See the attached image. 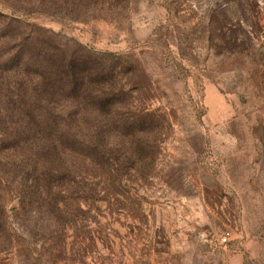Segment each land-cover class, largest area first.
I'll list each match as a JSON object with an SVG mask.
<instances>
[{
    "label": "rangeland",
    "instance_id": "obj_1",
    "mask_svg": "<svg viewBox=\"0 0 264 264\" xmlns=\"http://www.w3.org/2000/svg\"><path fill=\"white\" fill-rule=\"evenodd\" d=\"M9 19L128 54L116 90L134 103L120 108L155 128L132 143L109 123L118 184L95 187L94 170L0 188V264H264V0H0ZM13 143L3 164L23 182L48 140ZM153 151L148 172L131 168Z\"/></svg>",
    "mask_w": 264,
    "mask_h": 264
},
{
    "label": "trees",
    "instance_id": "obj_2",
    "mask_svg": "<svg viewBox=\"0 0 264 264\" xmlns=\"http://www.w3.org/2000/svg\"><path fill=\"white\" fill-rule=\"evenodd\" d=\"M4 22H0V99L4 101L0 132L4 128L12 132L0 139V188L29 183L52 187L59 181L79 185L84 181L77 179H86L84 174L91 176L94 170L102 172L92 175L99 178L92 180L95 187L118 184L117 176L110 175L115 166L101 154H108L109 123L132 143L135 137L149 138L155 128L151 112L132 111L134 97L116 90L114 71L123 68L128 54L86 50L73 40L60 44L37 25ZM129 99L131 108L122 110ZM39 132L46 136L48 147L39 143L34 159L26 160L32 161L26 180L12 179L2 152L13 149L14 141ZM155 155L154 151L147 155L145 163L130 160L131 168L143 175L152 168Z\"/></svg>",
    "mask_w": 264,
    "mask_h": 264
},
{
    "label": "built area",
    "instance_id": "obj_3",
    "mask_svg": "<svg viewBox=\"0 0 264 264\" xmlns=\"http://www.w3.org/2000/svg\"><path fill=\"white\" fill-rule=\"evenodd\" d=\"M229 237H230V233L229 232L223 234V236L220 238V243L222 245H226L229 242Z\"/></svg>",
    "mask_w": 264,
    "mask_h": 264
},
{
    "label": "crops",
    "instance_id": "obj_4",
    "mask_svg": "<svg viewBox=\"0 0 264 264\" xmlns=\"http://www.w3.org/2000/svg\"><path fill=\"white\" fill-rule=\"evenodd\" d=\"M236 257H237V258H239V255H238V254H236Z\"/></svg>",
    "mask_w": 264,
    "mask_h": 264
}]
</instances>
